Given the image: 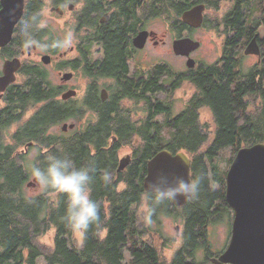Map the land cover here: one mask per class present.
Returning <instances> with one entry per match:
<instances>
[{
    "label": "trees",
    "instance_id": "16d2710c",
    "mask_svg": "<svg viewBox=\"0 0 264 264\" xmlns=\"http://www.w3.org/2000/svg\"><path fill=\"white\" fill-rule=\"evenodd\" d=\"M253 1L157 0L155 17L168 23V28L177 38L184 32L195 31L182 23V14L196 4L205 3L207 12L203 28L223 38V58L222 65L200 63L196 70L188 73L174 72L167 64L156 66L158 85L154 94L146 89L132 93L129 90L132 85L123 84L111 92L106 102L102 101L98 91H88L83 98L67 103L59 99L60 93L52 84L47 70L30 72L28 93L12 100L13 111L20 108L23 112L14 117L15 124L19 126L10 138L11 143H6L5 135L0 133V167H9L0 173L4 177L0 181V245L7 249L6 253L14 254L21 246L32 245L38 233L43 234L52 228H67L62 220L67 202L62 200L59 205L50 203L48 199L54 193L26 196L24 192L26 182L32 177L33 166H45V157L50 154L66 155L76 167L92 168V198L96 201L108 199L113 203L111 219L104 227L109 231L107 239L95 244L90 237L97 227L87 232L91 251L86 250L83 255L89 259L97 255L110 264H118L121 245L139 236V222L130 218V214L141 201L143 189L140 183L147 162L163 150L187 154L192 161V179L201 178L198 198L182 208L171 201L165 202L156 213L187 215L184 236L188 249L199 245L202 226H206L207 233V227L215 223L222 209L232 214L226 202L225 186L220 189L214 187L217 181L212 178L209 165L221 151L230 149L237 153L242 148L264 143V63L255 64L246 72L242 66V51L249 35L257 33L264 23L261 9L253 11L252 18L248 19L246 8ZM251 19L253 24L245 25ZM219 22L228 25H216ZM125 43L123 31L117 29L107 40L106 59L102 66L99 62L92 65V59L84 52L79 59L63 68L71 67L95 79H101L104 72L118 79L119 74L128 72L124 58ZM91 69L96 73L93 74ZM167 76L172 82L170 87L162 84V79ZM186 83L195 93L185 108L175 113L173 99L159 97L165 93H176ZM127 99L143 105L142 118H135V111L125 106ZM18 103L19 106L16 105ZM33 108L34 113L22 123L25 113ZM204 109L210 112L212 125L202 122L201 111ZM90 114L94 121L78 130L75 128L69 134L63 132L61 135L53 131L64 123H81ZM28 145L31 148L27 153L18 152ZM127 146L133 147L132 162L126 170L118 172L120 152ZM32 149H37L39 155L31 167H26L23 160ZM105 172L110 176L107 183L102 179ZM121 183L124 189H119ZM57 197L66 199L62 194ZM205 237V245L209 246L208 235ZM58 245L60 257L67 264H81L76 255L66 249L65 243L59 241ZM148 252L149 257L140 259L141 264H155L154 252ZM181 255L184 254L177 255L173 264H187Z\"/></svg>",
    "mask_w": 264,
    "mask_h": 264
},
{
    "label": "flooded vegetation",
    "instance_id": "af4514ba",
    "mask_svg": "<svg viewBox=\"0 0 264 264\" xmlns=\"http://www.w3.org/2000/svg\"><path fill=\"white\" fill-rule=\"evenodd\" d=\"M156 10L157 0H0V78L6 76V70L10 67L16 78L15 82L9 84L5 89L0 90V133H3L5 138L13 137L12 129L15 125H18L15 124L14 117L21 115L23 111L20 108L13 111L11 108L12 100H18L19 97L25 96V94L28 93L29 86H27V82L30 72L47 70V67L53 63L54 57L58 63L57 68L60 79V84L55 85V89L60 93V96L70 90L77 91L76 87L71 84L72 81L76 80V76L69 81L63 80V76L67 72L64 71L65 69L62 66V62H60L66 54L63 49L24 46L23 38L18 27V21L22 17L36 12L43 13L45 27L34 32L35 38L41 43H50L52 39L62 37L63 27L61 25H64L68 30L73 32L74 40L76 39L78 41L76 45L71 47V52L78 54L86 52L88 57L92 59V65L99 62V66H102L103 61L106 59L105 46L107 40L110 39V36L117 29H121L124 33L126 42L124 47V58L128 66L127 74H119L118 79L106 72H104L101 79H95L91 76L87 77L88 85L86 94L88 91H98L101 95L103 91H106L109 99L111 92L117 90L119 86L122 87L123 84L132 85L129 89L132 93H135L139 89H146L150 90L152 94L155 93L158 85V77L155 68L158 65H151L141 70L137 68V64L142 62L139 60L141 51L146 50L150 44L158 47L160 44H163L164 41L158 36L154 38L150 35L146 46L143 49H139L135 45V40L143 30H147L150 34L154 33L149 29V25H154L157 19L154 15ZM261 13H264V5L261 8ZM252 24L253 19L245 23V25ZM10 25L15 26L10 28ZM203 25H205V23ZM216 25L228 24H221V22H219L216 23ZM261 25L263 26L258 29L257 33H254L252 36L249 35L247 44L242 51L244 52L248 44L257 36V43L261 50V56H248L256 58V64L264 63V23ZM94 55H96V57H94ZM45 56H50L52 58V63L50 65L43 64V58ZM180 58L187 62V59L184 57ZM222 58L223 46L222 54L216 63L222 65ZM196 63L195 68L192 70L198 68L200 62L196 61ZM8 65L10 66L9 68H7ZM189 71L191 70L187 69V71H183L182 73H188ZM91 72L93 74L96 73L94 69H91ZM177 77L178 75L174 76L172 82L176 80ZM166 78L170 79L169 76L163 78L162 84L166 81ZM163 85L166 86L168 84ZM66 102L72 103V99ZM126 103L131 104L132 100L127 99L124 104ZM16 105L19 106L20 103ZM29 149V146H25L22 152L27 153ZM4 169L8 170L9 167L1 166L0 173ZM145 169L143 181L140 183V187L143 191L145 189V179L147 176V164ZM3 179L4 177L0 174V181ZM29 185V181L26 182L25 186L27 188H30ZM121 185L124 184L121 183L118 187L120 188ZM62 200H64L65 203L67 202V199L60 197L54 200L48 199L49 202H54L57 205L62 203ZM98 202L100 203V212H102L103 215L100 216L101 223L99 227H97V230H95V234H92L90 237L95 244H101L107 239L109 231L104 227L107 226V222L111 219V208L113 205L108 199H99ZM140 204L141 201L134 206V212L130 214V218L135 221H139L136 208ZM156 216L157 214H155L152 219H156ZM182 218V234L179 231L180 228H176V238L178 240L181 239L182 246L176 250L168 264H173L175 258H177V255L180 253L184 254L181 255L182 260L187 264H214L213 261L218 259L226 249L220 254L210 251V247L205 245V235H208L205 225L201 228L202 237L199 245L192 249H188V246L185 244L184 236V227L187 226L185 222L187 215L183 214ZM152 222L154 221L152 220ZM137 226L139 227V224H137ZM55 230L56 234L52 254L43 253L39 247L34 244L36 237L42 235V233H38L32 245L30 243L26 246H21L14 254L11 252L6 253L7 249L0 245V264H67L64 259L60 257L61 250L58 245L59 241L66 244V249L75 254L81 264H110L109 261L100 256L96 255L94 259H89V257L83 255L84 251H91L88 245L89 237H87V234L83 235L82 244L79 249H76L71 248L68 244V239L72 237L73 234L71 230L68 228L64 230ZM46 232H44V234ZM141 232L142 231H140L138 236L140 240L138 246L130 247L127 244L121 245V258L118 264H141L140 259L149 257L148 251L154 252L155 264H166L161 261L158 248L151 244L147 245L146 242L143 241L145 231L143 233ZM152 233L156 234L154 231H152Z\"/></svg>",
    "mask_w": 264,
    "mask_h": 264
},
{
    "label": "rangeland",
    "instance_id": "374dc122",
    "mask_svg": "<svg viewBox=\"0 0 264 264\" xmlns=\"http://www.w3.org/2000/svg\"><path fill=\"white\" fill-rule=\"evenodd\" d=\"M264 5V0H254L251 4V6H247L246 9H248V19L252 16L253 11L259 12L260 9ZM250 7V8H249ZM165 21L162 19H156L154 22V25H149V29L152 31H155L157 36L164 41L163 44H160L158 47H155L154 45L150 44L149 47L141 51L139 54V60L142 61L141 63L137 64V68L143 70L144 68H148L151 65H160V64H167L174 72H183L187 71L186 67V60H182L180 57H177L173 52V41L177 39L176 35L171 32V30L168 28V23H164ZM62 30V35L68 29L64 26ZM182 37H190L191 39L195 41L201 42L202 46L201 48L196 51L192 57L196 61H199L201 63L205 64H214L217 62L218 58L222 54V46H223V38L217 37L214 32H209L205 28H202L200 30H196L194 32H184ZM76 40V39H75ZM73 40V43L68 48H63V51L65 56L60 60L62 62V66L68 65L70 62H73L80 58V54L71 52V47L76 45L78 41ZM244 56V55H243ZM96 57V55H94ZM66 63V64H64ZM257 63L256 58L252 57H245L242 59V66L243 70L246 72L249 70L252 65ZM58 63L54 57L53 63L47 67V72L49 73L50 80L52 84L59 85L60 79L58 74ZM152 68V67H151ZM154 68V67H153ZM64 71H67L68 73H74V75L77 77L75 81H72L71 84L76 87L78 91L77 99H81L86 94L87 90V77L84 76L82 71H74L71 67H68ZM20 82V81H19ZM163 84H168L165 87H170L172 82H170V79L166 78V81ZM195 91L192 89L188 83H186L180 90H178L176 93H165L164 95H161L159 98H162L164 100L173 99L174 101V111L175 113H179L185 108L186 102L194 95ZM61 97H59L60 99ZM260 102V101H256ZM125 106H127L128 109L134 110L135 118L140 119L144 116V113L142 112L143 105L135 103L128 104L126 103ZM34 113V108L29 109L25 113V117L22 121L25 122L32 114ZM94 116L90 114V116L84 118V120L81 123H75L74 121L61 124L59 127L53 128V131L56 134H62L63 133V126L65 124H68L69 126L72 124L77 125L75 128L78 130L80 127H83L85 124L90 122L91 120L94 121ZM201 120L205 124L212 125V117L208 109H204L201 111ZM21 124V123H20ZM18 125H15L12 129V133H14L18 129ZM74 128V129H75ZM73 129V130H74ZM73 130H69L66 133L69 134ZM6 143H11V139L9 137L5 138ZM23 151V148L19 150L18 152L21 153ZM133 147H125L120 152V159L124 158L127 155H132ZM39 155V151L37 149L30 150L29 154L25 156V159L23 160L26 167L28 165H32V163L35 162L36 157ZM236 156V152L234 150H224L221 151L218 157L214 160L213 164L209 165V170L211 172L212 178L216 179L217 182H214V187L217 189L222 188L225 186L226 190V177L228 174V171L232 165V162ZM34 181V178L31 177L30 182ZM26 188V189H25ZM119 189H124V185H121ZM25 194L27 196H34L39 195L44 191H41L38 186H31L30 188L24 187ZM58 194H54L51 198V200L56 199ZM54 203V202H50ZM141 205V204H140ZM140 205L136 208L137 213L139 215V228L141 233L145 231V235H143V241L146 243H149L151 245H154L156 248H158V252L161 257V261L168 264L173 254L182 246L181 239H177V231L176 228H180V233L182 234V224H183V218L181 213H176V215L171 216H164V215H158L156 216V219H152L154 222L152 223H145L141 214H140ZM180 208V207H179ZM135 208H133L134 211ZM227 210V209H226ZM232 219L233 214L226 213L223 209L217 216V219L215 220V223L209 224L207 227L208 229V245L210 247V251L213 253H222L224 249L229 245L230 237H231V228H232ZM152 231L156 232V234H153ZM55 234L56 230L55 228L50 229L45 234L39 235L36 237L34 244L39 247V249L46 254H52L54 250V240H55ZM104 236V235H103ZM142 237V236H141ZM68 244L71 248L79 249L80 245L82 244L83 236L72 234V237L68 239ZM139 238L136 236L135 238H130L129 245L130 247H135L139 245Z\"/></svg>",
    "mask_w": 264,
    "mask_h": 264
},
{
    "label": "water",
    "instance_id": "95a60500",
    "mask_svg": "<svg viewBox=\"0 0 264 264\" xmlns=\"http://www.w3.org/2000/svg\"><path fill=\"white\" fill-rule=\"evenodd\" d=\"M205 4L193 6L182 14V21L191 29H199L204 23ZM15 25H10L13 28ZM153 37L155 33L151 34ZM150 33L142 31L135 40L139 49L146 46ZM201 43L189 37L177 39L173 43V50L177 56L189 58L187 67L193 69L195 60L190 56L197 51ZM245 56H261L257 43V36L247 46ZM50 56L43 58L45 65L51 64ZM10 66L8 65L7 68ZM72 73L63 76L64 81L73 78ZM15 74L11 67L6 70V76L0 78V90L15 82ZM78 92L70 90L62 95V100L67 101L77 97ZM102 100L108 99V93L103 91ZM75 125L65 124L63 132L73 130ZM131 163V156L120 161L118 171L121 172ZM167 177L170 181L176 179L189 180L191 178V161L185 153L173 154L168 150L157 153L148 162V175L145 187L157 177ZM226 201L234 213L231 240L227 250L213 261L214 264H264V143L242 148L237 152L235 159L226 177ZM36 186L35 181L29 185ZM174 203L182 206L188 203L178 197Z\"/></svg>",
    "mask_w": 264,
    "mask_h": 264
},
{
    "label": "clouds",
    "instance_id": "9594fccd",
    "mask_svg": "<svg viewBox=\"0 0 264 264\" xmlns=\"http://www.w3.org/2000/svg\"><path fill=\"white\" fill-rule=\"evenodd\" d=\"M23 44L26 47L63 49L72 45L74 34L71 30L62 37L52 39L50 43H41L34 32L45 27L43 13L36 12L18 21ZM88 166L76 167L68 156L54 154L45 157V166H33L31 176L41 191L62 194L67 199L65 214L62 217L66 227L74 234L86 235L90 228L99 227L100 203L92 198L93 175ZM102 179L107 183L110 176L107 172ZM201 178L176 179L170 181L159 176L146 185L140 196V214L145 223H151L153 216L165 202L175 201L182 197L187 201L198 198Z\"/></svg>",
    "mask_w": 264,
    "mask_h": 264
}]
</instances>
